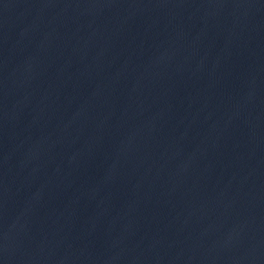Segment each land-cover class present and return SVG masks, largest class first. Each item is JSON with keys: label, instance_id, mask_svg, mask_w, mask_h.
<instances>
[{"label": "water", "instance_id": "95a60500", "mask_svg": "<svg viewBox=\"0 0 264 264\" xmlns=\"http://www.w3.org/2000/svg\"><path fill=\"white\" fill-rule=\"evenodd\" d=\"M0 264H264V0H0Z\"/></svg>", "mask_w": 264, "mask_h": 264}]
</instances>
